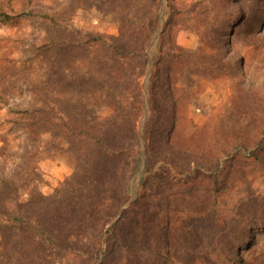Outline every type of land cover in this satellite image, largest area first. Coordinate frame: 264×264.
<instances>
[{
  "label": "rangeland",
  "instance_id": "rangeland-1",
  "mask_svg": "<svg viewBox=\"0 0 264 264\" xmlns=\"http://www.w3.org/2000/svg\"><path fill=\"white\" fill-rule=\"evenodd\" d=\"M0 6L65 15L85 36L121 39L116 83L133 92L139 110L125 146L133 161L124 156L118 173L122 180L125 174L124 190L104 199L97 223L86 220L70 238L86 254L42 264H264V0H0ZM44 36L40 19L0 24V175L17 181L16 196L5 201L10 211L53 194L81 159L53 127L11 130L9 108L54 93V105L80 117L78 130L98 134L117 112L83 95H97L99 71L108 70V78L111 67L94 60L104 50L92 45L81 65L75 56L67 84L56 53L44 67L29 61ZM2 243L0 236V251Z\"/></svg>",
  "mask_w": 264,
  "mask_h": 264
},
{
  "label": "trees",
  "instance_id": "trees-1",
  "mask_svg": "<svg viewBox=\"0 0 264 264\" xmlns=\"http://www.w3.org/2000/svg\"><path fill=\"white\" fill-rule=\"evenodd\" d=\"M69 9L70 17H73L72 5ZM62 16L65 15L35 14L0 6L1 25H13L19 19L28 17L41 20L45 36L41 43L34 46L29 61L44 67L45 64L49 65L47 56L56 53L54 65L60 66L58 76L62 75L68 81L67 84L72 81L65 72L72 68L69 63L75 56L78 58L74 63L81 65L88 58L87 51L92 45L96 50L103 49V61L98 54L94 60L105 62L103 64L111 67L108 78V70L99 71L96 79L97 95H83L102 105H114L117 112L107 120L106 129L98 134L93 130H78L80 117L67 111L65 106L54 105L50 101L54 93L39 96L33 88L37 99L29 106L9 108L6 121L11 130L25 134L32 129L53 127L59 130L61 137L69 141L81 160L74 174L53 194L35 196L28 204L19 203L15 211H10L5 201L16 196L17 181L0 175V236L3 240L0 264H42L55 257L75 259L85 255V251L73 246L71 236H77L85 230L82 228L86 220L97 223L104 199L115 198L119 190H124L125 174L122 176L124 180L119 179L118 174L122 175L124 170L121 160L128 156L133 161V150H125V146L133 141V126L139 110L133 92L131 94L125 88H121L120 92L116 83L119 77L114 70L115 65L119 59L124 58L120 52L121 39L103 35L85 36L69 27ZM138 50L133 52L135 59ZM90 66L94 71L100 70L94 61ZM81 73L78 81L83 83ZM83 74L86 76L85 72ZM6 106L5 103L2 105ZM127 128L130 129L128 135ZM118 179L122 183L120 187ZM147 179L145 177L143 183ZM164 240L165 237H162Z\"/></svg>",
  "mask_w": 264,
  "mask_h": 264
},
{
  "label": "bare ground",
  "instance_id": "bare-ground-1",
  "mask_svg": "<svg viewBox=\"0 0 264 264\" xmlns=\"http://www.w3.org/2000/svg\"><path fill=\"white\" fill-rule=\"evenodd\" d=\"M214 79V78H213ZM212 83V82H211ZM213 86V85H212ZM207 88V87H206Z\"/></svg>",
  "mask_w": 264,
  "mask_h": 264
}]
</instances>
